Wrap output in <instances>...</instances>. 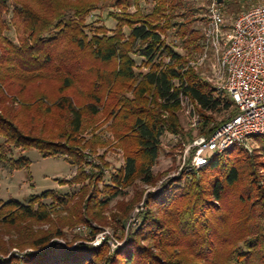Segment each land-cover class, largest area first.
Instances as JSON below:
<instances>
[{
	"label": "trees",
	"instance_id": "obj_1",
	"mask_svg": "<svg viewBox=\"0 0 264 264\" xmlns=\"http://www.w3.org/2000/svg\"><path fill=\"white\" fill-rule=\"evenodd\" d=\"M102 1L135 11L111 10L116 28L93 25L88 32L85 18ZM153 2L146 12L139 0H0V161L21 167L27 160L14 158V151L31 147L45 156L63 155L78 169L61 183L79 186L73 194L47 190L25 204L0 201V232L8 235L0 237V264H264L260 137L258 149L233 145L150 192L148 210L126 236L129 208L124 209L118 218L122 244L112 251L107 240L94 246L91 238L69 240L57 228L34 229L51 222L58 207L73 218L63 219L67 225L99 219L124 188L137 180L155 183L162 136L185 135L177 114L181 94L200 113V135L210 136L236 114L229 95L216 90L167 42L170 34L186 50L201 51L199 23L205 22L206 5ZM255 3L223 0V11L234 16ZM9 12L10 24L5 20ZM11 25L17 42L3 33ZM101 114L104 122L112 121L108 127L125 156L109 182L102 168L91 174L85 169L86 150L96 152ZM103 166L110 168L107 162ZM100 230L93 228L92 238ZM12 247L22 253H10Z\"/></svg>",
	"mask_w": 264,
	"mask_h": 264
},
{
	"label": "rangeland",
	"instance_id": "obj_2",
	"mask_svg": "<svg viewBox=\"0 0 264 264\" xmlns=\"http://www.w3.org/2000/svg\"><path fill=\"white\" fill-rule=\"evenodd\" d=\"M192 1L194 2L195 6H204L205 4L204 0ZM262 1L264 0H258V2ZM109 3L110 2L104 1L98 3L96 8L87 15L85 22L88 24V32L93 25H105L109 29L116 28L118 22L115 18L109 15L111 10L120 15L126 12L133 13L135 11V7H131L130 9L126 7L113 8L110 7ZM153 4V0H139V6L142 9H145L146 12L150 11ZM236 16L237 15L226 16L227 24L230 25ZM12 17L13 14L9 12L5 16L6 23L10 24ZM199 24L203 28L204 23ZM124 30L126 32L129 31L127 27H125ZM3 33L5 36L17 42L16 30L12 25L10 28L5 29ZM174 39L175 38H172V35H167V42L175 45L176 50L183 54L186 60H196L198 58L200 51L190 49L186 50L180 39L178 40L177 44L173 43ZM1 52H3V49L0 45V53ZM208 54L209 57L205 64L194 68L199 71L202 77L207 82L211 83V85L215 88L217 84L214 79V74L217 61L213 49H210ZM136 58L139 62L140 59L138 57ZM148 69V67H143V71L145 72ZM196 113H198V118L200 120V113L198 111ZM177 114L179 115L181 126L185 132V135L180 134L176 136L167 133L162 136V151L158 162L153 168V172L156 177L155 183L148 184L141 180H137L131 187L124 188L122 193L117 198L113 199L107 208L102 210L99 219H88L83 223L67 225L66 223L73 218L70 217L71 215L68 213V211L64 210L62 207H58L60 210L53 213V219L51 222L35 224L34 229L54 230L57 228L58 230L62 231L69 240L76 238H91V243H93L92 241L94 238H92L90 231L93 230V228L109 230L113 234L114 238V240L109 242L111 245L110 251H112L116 246L122 244V240L118 238V236L122 233L121 230H118V218L124 213V209L129 208V212L127 214L128 218L124 223V236H126L128 232L139 225L141 214L148 210V205L146 203L150 192L160 191L162 186L165 184L173 180H178L184 174L193 171V169L188 170L185 168H180L178 155L182 148L184 149L185 145L191 143L194 138L203 136L199 134L197 129L200 122L197 125H193V118L188 116L186 109L183 106L177 110ZM98 117L99 121L94 134L98 136L97 140L99 141L97 142L95 139L96 152H90L89 149L86 150L88 164L85 166V169L87 173L91 174L95 172L98 173L100 168H102L104 171V180L109 182L111 173L115 172L120 166L124 164L125 156L123 149H121V146H119L118 141H116V138L113 135L114 133H112L113 131L108 127L112 121L104 122L102 114ZM225 117H227V115L220 116L219 118L222 119ZM87 136L89 138L92 137L91 132L88 133ZM258 138L259 137L250 141L248 147H241L248 150V152L258 149L260 146V141ZM13 157L16 159L25 158L27 160V164L13 169L6 163L0 161V201L7 202L10 200H17L25 204L33 196L41 195L47 190H54L59 194H73L78 191L79 186L77 185L70 186L68 184L66 185L61 183L63 179H71L78 169L76 166L72 165L65 156H45L38 149L31 147L25 150H15ZM104 162H107L110 165V168L103 166ZM262 174L264 175V171ZM46 202L50 203L51 200H46ZM138 206H143L144 209L140 212V215H135V209ZM132 216L138 219L137 222L132 221ZM63 219L68 221L62 222ZM79 226H86L87 229L85 231H79ZM0 237H2L3 240L8 239V235H1V232ZM118 242L120 244H118ZM10 253L21 254L22 250L18 247H12L10 249Z\"/></svg>",
	"mask_w": 264,
	"mask_h": 264
},
{
	"label": "built area",
	"instance_id": "obj_3",
	"mask_svg": "<svg viewBox=\"0 0 264 264\" xmlns=\"http://www.w3.org/2000/svg\"><path fill=\"white\" fill-rule=\"evenodd\" d=\"M204 3L202 49L198 58L189 60L187 65L195 68L204 65L209 50L213 49L217 61L215 89L229 95L236 114L210 136H198L182 148L178 155L180 168L188 170L201 168L208 164L211 155L233 145L248 147L253 139L264 138V1L239 13L230 25L223 11V0H204ZM177 42L175 38L173 43ZM180 100L188 116L193 118V125H197L200 120L195 103L183 94ZM143 209L138 206L134 214H140ZM137 220L132 216V221ZM86 229V226L78 227L79 231ZM105 240H114L109 230L98 232L92 244L97 246Z\"/></svg>",
	"mask_w": 264,
	"mask_h": 264
},
{
	"label": "water",
	"instance_id": "obj_4",
	"mask_svg": "<svg viewBox=\"0 0 264 264\" xmlns=\"http://www.w3.org/2000/svg\"><path fill=\"white\" fill-rule=\"evenodd\" d=\"M222 1V0H221Z\"/></svg>",
	"mask_w": 264,
	"mask_h": 264
}]
</instances>
